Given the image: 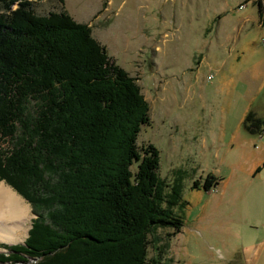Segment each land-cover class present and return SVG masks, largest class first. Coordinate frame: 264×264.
Segmentation results:
<instances>
[{"label": "trees", "instance_id": "16d2710c", "mask_svg": "<svg viewBox=\"0 0 264 264\" xmlns=\"http://www.w3.org/2000/svg\"><path fill=\"white\" fill-rule=\"evenodd\" d=\"M149 123L137 79L91 26L66 10L38 15L30 0H0V181L37 216L0 262L160 264L149 259L150 234L181 231L182 187L160 175L153 144L138 148ZM243 126L261 134L264 119L250 111ZM218 181L208 174L205 190Z\"/></svg>", "mask_w": 264, "mask_h": 264}, {"label": "rangeland", "instance_id": "374dc122", "mask_svg": "<svg viewBox=\"0 0 264 264\" xmlns=\"http://www.w3.org/2000/svg\"><path fill=\"white\" fill-rule=\"evenodd\" d=\"M30 1L38 15L65 9L91 26L108 55L137 79L150 105V123L141 127L137 146L153 144L160 153V175L170 185H181L174 213L183 227L175 235L171 228L155 229L149 259L264 264V132L252 134L243 126L250 111L264 119V26L258 0ZM238 19L239 72L200 66L202 54L209 53L207 41L215 47ZM232 82L239 85V99L234 96L237 103L228 110L229 92L220 85ZM208 174L219 178L210 191L204 188ZM17 195L28 207L29 233L37 216ZM27 238L0 240V254Z\"/></svg>", "mask_w": 264, "mask_h": 264}, {"label": "crops", "instance_id": "0c3cea01", "mask_svg": "<svg viewBox=\"0 0 264 264\" xmlns=\"http://www.w3.org/2000/svg\"><path fill=\"white\" fill-rule=\"evenodd\" d=\"M258 3L262 20V24L260 22V25H262L263 27L264 3H262L261 0H258ZM207 44L209 53H207L206 55L202 54V58L199 62L200 66L208 65L210 67H213L212 64H214V66L216 64V66L218 67L217 70L219 72H223L224 68L226 67H229L228 69L230 70V72H239V61L242 59V57L239 56V19L235 22V25L232 27V29H228V31L219 38L218 44L214 45L215 47H213L212 41H207ZM220 87L223 89L225 88V90L229 92V100L226 104V107L228 108V110L234 108L237 103V101H235L236 97L237 99H239V85L237 84V82H232L229 84H221ZM234 96L236 97L234 98ZM233 132V136L235 133L239 132V119Z\"/></svg>", "mask_w": 264, "mask_h": 264}, {"label": "bare ground", "instance_id": "6f19581e", "mask_svg": "<svg viewBox=\"0 0 264 264\" xmlns=\"http://www.w3.org/2000/svg\"><path fill=\"white\" fill-rule=\"evenodd\" d=\"M30 221L24 200L5 183L0 185V240L25 241Z\"/></svg>", "mask_w": 264, "mask_h": 264}, {"label": "built area", "instance_id": "2783aa9c", "mask_svg": "<svg viewBox=\"0 0 264 264\" xmlns=\"http://www.w3.org/2000/svg\"><path fill=\"white\" fill-rule=\"evenodd\" d=\"M242 8H244V4H241V5L239 6V9H242ZM210 77H212V75H211ZM209 79H210V78H209Z\"/></svg>", "mask_w": 264, "mask_h": 264}, {"label": "water", "instance_id": "95a60500", "mask_svg": "<svg viewBox=\"0 0 264 264\" xmlns=\"http://www.w3.org/2000/svg\"><path fill=\"white\" fill-rule=\"evenodd\" d=\"M32 228V226L30 227V229ZM27 237H28V235H27Z\"/></svg>", "mask_w": 264, "mask_h": 264}]
</instances>
